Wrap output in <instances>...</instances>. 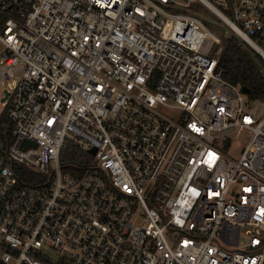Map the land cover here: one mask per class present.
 Returning a JSON list of instances; mask_svg holds the SVG:
<instances>
[{
	"label": "built area",
	"instance_id": "built-area-1",
	"mask_svg": "<svg viewBox=\"0 0 264 264\" xmlns=\"http://www.w3.org/2000/svg\"><path fill=\"white\" fill-rule=\"evenodd\" d=\"M207 21L264 59V0H0V264H264V98Z\"/></svg>",
	"mask_w": 264,
	"mask_h": 264
},
{
	"label": "trees",
	"instance_id": "trees-1",
	"mask_svg": "<svg viewBox=\"0 0 264 264\" xmlns=\"http://www.w3.org/2000/svg\"><path fill=\"white\" fill-rule=\"evenodd\" d=\"M207 24L217 32L219 31L215 23L207 21ZM224 45L219 61L224 76L242 88L247 87L251 97L264 98V59L235 34L225 37ZM4 124L11 126L6 108L0 115V126L3 127ZM80 155L79 148L69 145L63 152L62 159L67 162H76Z\"/></svg>",
	"mask_w": 264,
	"mask_h": 264
},
{
	"label": "rangeland",
	"instance_id": "rangeland-1",
	"mask_svg": "<svg viewBox=\"0 0 264 264\" xmlns=\"http://www.w3.org/2000/svg\"><path fill=\"white\" fill-rule=\"evenodd\" d=\"M205 10V14L209 17L212 18H217L211 11H209L206 7L202 6ZM216 26L219 28L218 33L220 35V37L222 38V43L225 39V37L231 35V33L226 32L225 31V27L223 25V23L221 22V25L216 24ZM0 49H1V45H0ZM3 86H0V114L3 112V110L6 107V103L2 102V97L4 95V91H3ZM171 113H177L176 111H172ZM251 132H249L248 130H243L241 132V135L239 137H233L232 138V142L230 144V146L228 147L226 153L228 156L230 157H236L239 156L240 154V149L243 147V144L245 142H247V139L250 137ZM222 139L220 140V144L222 143ZM241 240H244L246 238V235L244 234V231H242V236H241Z\"/></svg>",
	"mask_w": 264,
	"mask_h": 264
},
{
	"label": "water",
	"instance_id": "water-1",
	"mask_svg": "<svg viewBox=\"0 0 264 264\" xmlns=\"http://www.w3.org/2000/svg\"><path fill=\"white\" fill-rule=\"evenodd\" d=\"M242 90H243L244 92H246V93L249 92V89H248L247 87H243ZM6 98H7V94L4 95V97L2 98V100L5 101ZM24 144H25V145H26V144H32V145H33V144H35V143L32 142V141H30V140L25 139V140L23 141V145H24ZM95 151H96L95 148H92V149H91V152L95 153Z\"/></svg>",
	"mask_w": 264,
	"mask_h": 264
}]
</instances>
